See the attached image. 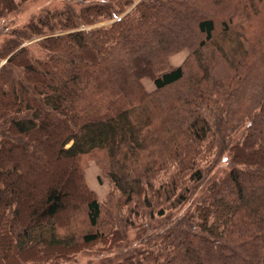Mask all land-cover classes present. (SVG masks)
<instances>
[{"label":"trees","instance_id":"1","mask_svg":"<svg viewBox=\"0 0 264 264\" xmlns=\"http://www.w3.org/2000/svg\"><path fill=\"white\" fill-rule=\"evenodd\" d=\"M0 37V264H264V0H62Z\"/></svg>","mask_w":264,"mask_h":264},{"label":"rangeland","instance_id":"2","mask_svg":"<svg viewBox=\"0 0 264 264\" xmlns=\"http://www.w3.org/2000/svg\"><path fill=\"white\" fill-rule=\"evenodd\" d=\"M62 0H28L23 3L21 11L18 13H12L6 19H0V28L5 26V28H10L22 21H25L29 15H32L35 12L41 10L44 6L53 7L56 4H59ZM109 23L108 21L103 22L102 24ZM1 40V37H0ZM189 51L188 49L184 48L181 51H178L170 56V63L172 66H176L181 64L185 58L187 57ZM143 83L147 90H152L154 88L153 81L149 78H144ZM97 153L93 155H88L87 157L81 158L82 166L84 167V172L86 176V180L89 186L95 191L97 197L101 202H106L108 199L111 201V196L109 195L112 191V183L108 176H106L103 172V168L105 167V163L102 162V159H105L103 153L101 151H96ZM101 157H100V156ZM101 159V163L100 160ZM226 155L218 156L217 163H212L208 166V169L211 170V174L215 173V175L220 176L224 171L227 169V161ZM109 202V206H111ZM77 219V217H75ZM79 220V219H78ZM77 220V221H78ZM101 244L94 243L90 244L86 250L80 252L78 254V262L85 263L88 260L97 261V257L93 252L96 248H102ZM103 253V252H101ZM105 253V252H104ZM110 254L115 255V252H111ZM20 264H24L21 262ZM26 264V263H25ZM27 264H32L28 262Z\"/></svg>","mask_w":264,"mask_h":264}]
</instances>
